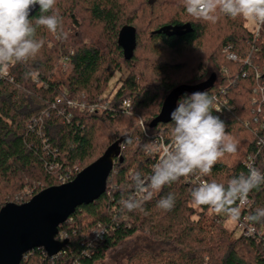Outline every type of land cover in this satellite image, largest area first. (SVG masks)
<instances>
[{
    "label": "trees",
    "instance_id": "obj_1",
    "mask_svg": "<svg viewBox=\"0 0 264 264\" xmlns=\"http://www.w3.org/2000/svg\"><path fill=\"white\" fill-rule=\"evenodd\" d=\"M55 11L62 33L37 27L40 52L0 74V210L62 185L63 176L77 168L75 179L117 143L121 154L106 192L76 210L73 226L60 228L69 234L63 254L49 258L37 249L21 264H96L136 234H144L150 248L133 254L128 264H264V223L249 221L262 238L234 237L210 208L193 203L190 190L198 173L153 192L136 211L121 204L135 194L136 172L151 175L160 159L155 148L171 144V123L150 126L165 99L175 88L201 84L213 74L216 82L204 92L215 98L213 109L222 108L213 115L225 123L237 152L226 153L205 180L226 185L247 174L249 159L264 172V23L256 38L242 17L194 20L183 0H57ZM40 15L38 10L33 24ZM126 28L136 30L131 60L119 43ZM65 59L69 70L61 64ZM123 67L129 75L109 92ZM126 100L132 102L129 111L120 108ZM70 101L87 108L70 107ZM93 106L98 111L90 113ZM169 193L175 206L164 211L157 202ZM248 198L249 210L236 202L239 220L264 207V186ZM97 230L104 237L93 242Z\"/></svg>",
    "mask_w": 264,
    "mask_h": 264
},
{
    "label": "clouds",
    "instance_id": "obj_2",
    "mask_svg": "<svg viewBox=\"0 0 264 264\" xmlns=\"http://www.w3.org/2000/svg\"><path fill=\"white\" fill-rule=\"evenodd\" d=\"M57 0H0V74L11 63H27L41 50L43 41L37 39L36 29L43 26L51 33H62V19L55 11ZM185 10L194 20L216 22L220 14L264 23V0H183ZM39 6L41 15L33 24L32 10ZM52 12L51 15L46 13ZM59 38V36H58ZM214 97L208 92H194L178 101L170 113L171 144L154 164L151 175L132 176L135 194L122 199L128 212L142 207V200L151 199L153 192L177 182L181 177L211 175L213 166L227 153L237 152V143L226 134V125L213 115ZM264 186V172L253 165L247 174L241 173L227 184L199 179L190 190L197 206H207L216 215L240 219L237 201L247 202L253 189ZM139 197V198H138ZM175 196L169 193L157 202V207L171 211ZM252 224L264 223V207L256 208L248 217Z\"/></svg>",
    "mask_w": 264,
    "mask_h": 264
},
{
    "label": "water",
    "instance_id": "obj_3",
    "mask_svg": "<svg viewBox=\"0 0 264 264\" xmlns=\"http://www.w3.org/2000/svg\"><path fill=\"white\" fill-rule=\"evenodd\" d=\"M38 10L37 5L30 19ZM119 43L127 60H131L136 44V30L124 29ZM216 79V74H213L201 84L175 88L165 99L151 128L171 123L170 113L184 94L204 92L214 86ZM120 154L121 147L117 143L71 182L50 187L26 203L6 204L0 210V264H21L29 253L37 249H43L50 258L62 253L69 241L57 240L60 227L78 208L93 204L106 192L109 177Z\"/></svg>",
    "mask_w": 264,
    "mask_h": 264
},
{
    "label": "built area",
    "instance_id": "obj_4",
    "mask_svg": "<svg viewBox=\"0 0 264 264\" xmlns=\"http://www.w3.org/2000/svg\"><path fill=\"white\" fill-rule=\"evenodd\" d=\"M261 28H262V23H258V22H257V27H256V29H255L254 31H252V32L254 33V35L256 36V38H259L260 33H261ZM227 51H228V49H227ZM228 57H229V59H231V60H233V61H236V59H237V57H236L234 54H229ZM67 62H68L67 59L63 60V65H64V66L67 65ZM68 105H69L70 107H79L81 110H85V109L87 108V106H86L84 103L73 102V101L68 102ZM120 108H121L122 110H124V111H129V110H131V109H132V102H131V100H126V101H124V102L122 103V105L120 106ZM217 108L220 109V111H218V112H221L222 108H221L219 105H217V106L215 107V109H217ZM97 111H98V107H97V106H93V107H90V108H89V112H90V113H95V112H97ZM261 143H262V142H261ZM169 145H170V144H169ZM169 145H166L165 143L162 142L160 146H158V147L155 148L156 153L160 154V157H161V156L163 155V149H164L165 147H168ZM247 165H248V166H249V165H253V166H255L254 160H253V159H249ZM76 172H78V171H77V168H76L75 170H73V171H72V170L69 171L65 176H63V178L61 179L62 184H66V183L71 182L72 180H74V179H72V176H74V174H76ZM199 179H204V180H205L204 176L201 177L199 174H197V175H196V178H195V181L198 182ZM251 206H252V202H251V200H250L249 198H248L247 202H244V203H241V202L239 201V207H240L241 209L249 210V209L251 208ZM228 219H230V218H228ZM215 220H216L218 223H223L222 220H221L220 218H217V219H215ZM65 224H69L70 226H73V224H74V219L69 218V219L67 220V222L64 223L62 226H64ZM62 226H61V227H62ZM61 227H60V228H61ZM237 228L239 229V233H240L241 235L247 237V238H262V237H263V233H262V232H258L254 226L249 225L248 217H244L243 219L238 220V221H237ZM103 237H104V230H97V231H95L93 242H99V241H102V240H103ZM57 240H58V241H61V242H64V241H66V240L69 241V234H68V232H67V231H62V232L59 231V235L57 236ZM93 242H92V243H93ZM64 251H65V250H64ZM64 251H63V252H64ZM63 252L60 253L58 256H60L61 254H63ZM45 253H46V252H45ZM46 255L48 256L47 253H46ZM58 256H57V257H58ZM48 257H49V256H48ZM49 258H50V257H49ZM54 258H56V257H54Z\"/></svg>",
    "mask_w": 264,
    "mask_h": 264
},
{
    "label": "rangeland",
    "instance_id": "obj_5",
    "mask_svg": "<svg viewBox=\"0 0 264 264\" xmlns=\"http://www.w3.org/2000/svg\"><path fill=\"white\" fill-rule=\"evenodd\" d=\"M246 26L250 31H254L257 27V22L250 19H246ZM61 64L63 65V61L61 62ZM63 67L64 70H69L70 64L65 66L63 65ZM128 75L129 72L127 68L123 67V71L121 73L118 72L116 76L112 79L109 92L115 88L119 78L125 80ZM116 89H118V86L116 87ZM26 195L28 198L32 196L31 192H29L28 190L26 191ZM32 198L33 197H31V199ZM213 217L215 219L220 218L223 222V225L229 229V231L234 235V237L240 236L239 229L237 228V221L233 222L231 219H228V217L216 215L215 213H213ZM150 243V240L144 234H136L132 238L126 240L124 243L119 245L117 248L110 250L107 253L106 259L96 264H128V260L133 254L142 250L149 249Z\"/></svg>",
    "mask_w": 264,
    "mask_h": 264
}]
</instances>
